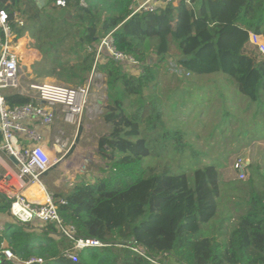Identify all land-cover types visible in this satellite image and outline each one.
<instances>
[{
  "label": "trees",
  "instance_id": "trees-1",
  "mask_svg": "<svg viewBox=\"0 0 264 264\" xmlns=\"http://www.w3.org/2000/svg\"><path fill=\"white\" fill-rule=\"evenodd\" d=\"M52 2L44 6L56 9ZM132 2L86 0L84 8L79 0H68L67 14L54 17L38 8L36 0H0L14 40L28 33L42 56L31 67L37 78L84 85L93 70L94 45L109 34L115 49L132 58L139 73H125L124 65L107 54L103 63H96L94 72L106 77L107 105L115 111L109 133L98 141L101 157L111 163L101 170L102 177L89 182L83 176L68 192L54 193L58 213L74 227L76 237L104 246L80 250L72 260L63 255L67 241L54 239L53 224L35 232V223L16 221L5 227L0 240L17 259L41 258L44 264H241L250 245L244 230H236L225 245L194 238L217 212L223 193L219 169L205 166L173 174L168 166L144 165L169 159L173 142L178 155L185 147L175 136L178 132L164 127L161 104L145 94L150 86L156 88L159 66L173 53L184 82L190 74H222L251 102L261 94L264 99V54L248 41L250 32L264 38V0H171L153 12L133 15ZM25 43L31 54L34 49ZM5 98L9 106L31 101L18 95ZM253 173L255 207L264 220V177L256 181ZM253 264H264V253Z\"/></svg>",
  "mask_w": 264,
  "mask_h": 264
},
{
  "label": "rangeland",
  "instance_id": "rangeland-1",
  "mask_svg": "<svg viewBox=\"0 0 264 264\" xmlns=\"http://www.w3.org/2000/svg\"><path fill=\"white\" fill-rule=\"evenodd\" d=\"M46 10L50 12L46 8L44 12L48 13ZM49 15L56 16L55 14ZM30 39L29 37L26 40L28 46ZM26 41L19 42V54L23 56ZM17 42L14 40L12 46L14 47ZM32 44H35L34 40L31 42V47ZM32 49L34 48L32 47ZM37 56L34 51L30 54V61L27 63H32V65L29 64L31 65L29 66L31 74H27L26 79L39 83H62L52 78H37L32 74L31 67L42 58L39 60L40 55ZM22 59L24 62L27 60L25 57ZM156 59L157 57L154 60ZM178 60L179 58L173 53L166 55V64H160L158 69L157 79L154 83L156 88L153 90L150 86L145 95H151L148 97H153L155 102L161 104L164 127L173 133L180 134V136H175L185 146L184 153L181 155L175 153L173 142L168 146L171 152L169 159L164 157L158 159V163L154 164L157 162L155 159L153 164L144 165H160L157 167L159 170L168 166L173 174L189 173L205 166L218 168L221 174L223 193L218 198V208L214 218L203 226L202 230L203 232L206 230L207 235L202 232L198 238L201 240L208 237L213 238L218 243L225 245L232 230H244L250 236V245L242 252L241 264H253L264 253V220L262 211L255 207L256 203L249 179L251 171L254 172V176L256 175V181L259 180L258 177H264L263 95H260L257 102H251L238 93L235 84L222 74L202 77L190 74L185 76L186 81L184 82L182 76L185 73L180 66H177ZM123 67L125 73L139 75L137 70H127L125 66ZM24 72L26 75V71ZM88 79H90L92 95L98 94L99 104L103 107L107 103L106 77L93 72ZM189 82L195 83H191L185 88L184 85L186 86ZM107 110L113 111L112 118L95 122L94 117L99 115L100 111L93 104L92 111L89 112L91 119L85 120L86 126L82 130L80 129L75 140V144L79 143V135H81L87 139L85 142L88 146L91 142H95L96 149L90 152L92 156H96L97 163L92 161V163L90 162L92 165H89L84 171H77L79 172L78 177L86 175L85 180L89 182H92V178H100L105 175L101 170H105L111 163L107 158L101 157L98 148V140L109 133L111 124L115 120V111L108 105ZM66 135H70V133ZM72 135L71 133V140ZM89 158L92 157L89 156ZM239 159L248 164L244 181L238 180V173L233 168L234 163ZM150 160L147 159L146 163L151 162ZM58 166L59 164L54 169L57 170ZM65 168H68L67 164H65ZM52 171L55 173L54 170ZM77 181L79 183L80 178ZM73 182L74 179H72V185H66L68 190L75 185ZM61 188L65 190L64 184ZM38 227L34 226L33 230L40 232L41 229Z\"/></svg>",
  "mask_w": 264,
  "mask_h": 264
},
{
  "label": "built area",
  "instance_id": "built-area-1",
  "mask_svg": "<svg viewBox=\"0 0 264 264\" xmlns=\"http://www.w3.org/2000/svg\"><path fill=\"white\" fill-rule=\"evenodd\" d=\"M170 1L133 0L130 9L132 15L153 12L158 7H165ZM67 3L68 0H53L52 5L67 13ZM79 5L85 8L86 0H79ZM19 24L22 25L20 21ZM248 41L264 54V38L261 35L250 32ZM13 42L14 34L8 14L0 6V195L9 204L10 216L19 224L26 226L35 223L34 226H39L38 228L53 224L57 230V234H53L54 239L60 236L67 241L68 248L63 252L64 257L74 260L78 251L104 245L98 240L77 238L74 227L66 225L60 217L54 193L40 184L39 178L53 170L61 159L53 153L58 140L52 146L42 143V136L35 123L49 127L60 116L64 124L78 125L82 117L92 111L90 79L80 87L56 82L28 81L19 56L13 51ZM94 47L92 73L96 63L104 62L105 54L122 63L125 69H135L136 62L115 49L110 34ZM13 95L27 97L31 101L9 106L5 97ZM10 157L14 158L16 164L10 161ZM247 166L240 159L234 163L233 168L238 173L239 181H244ZM35 183L40 184L44 190L42 200L28 199L25 196V191ZM64 203L63 200L60 201V204ZM3 232L4 229L0 227V237ZM0 253L12 264H44L41 258L19 260L7 247L2 248Z\"/></svg>",
  "mask_w": 264,
  "mask_h": 264
},
{
  "label": "crops",
  "instance_id": "crops-1",
  "mask_svg": "<svg viewBox=\"0 0 264 264\" xmlns=\"http://www.w3.org/2000/svg\"><path fill=\"white\" fill-rule=\"evenodd\" d=\"M143 1V0H142ZM37 2V0H36ZM44 3H46V1L43 0ZM38 3V2H37ZM45 4H43L42 7H44V9H49L50 12H48L47 10V14H55L56 16L54 17H61L66 15L67 13L63 14V12H61L59 9H53L50 6L45 7ZM38 7V6H37ZM41 7V8H42ZM46 13V12H45ZM16 20H20V18H16ZM22 23V22H21ZM29 38L28 33H25L24 37L22 38ZM22 38L18 39L17 41H19L20 43L23 42V40H21ZM33 40L30 39V44ZM34 51L37 53L38 59L40 60V58L42 57L41 54L35 49V44H32ZM31 48V47H30ZM15 49V48H14ZM26 50V49H25ZM31 50V49H30ZM30 50H28V52H25L24 56L22 54H18L19 56V60L22 66V70L26 71V76L27 74H31V70L30 67L32 65V63H27L30 61ZM22 57H25L26 62H24V60L22 59ZM31 64V65H29ZM28 77V76H27ZM30 79H32L29 76ZM28 78V79H29ZM90 94L92 95V89L90 90ZM94 99L92 100V106L94 104V107H96V109H98L100 111L99 115H95L94 117V121H103L105 119H111L113 116V111L111 110H107V103H105V105L102 107L99 103V96L98 94L96 96H93ZM91 106V109H92ZM107 117V118H106ZM86 119H91V117H89V113H86L80 123L78 125H68V124H64L62 122V120L60 119V116H58L53 124L49 127H44V126H40L38 123H35L37 129L39 130L41 136H42V143H45L47 145H54L55 140H58V144H56V148L54 149L55 151H53L54 154H56L57 157H59V159H61L59 166L57 167V170L53 169L55 171V173L51 170L46 174H43L40 178H39V182L41 185H43V187L53 193H66L69 190L67 189L68 187L66 186L68 184V186L72 185V179H74V182L77 183L78 179L80 178V181L82 180L81 177L86 176V175H81V177H78L77 175L79 174V172L77 171H84L85 168H88L89 165L91 166L92 161L97 163L96 161V156H92L91 154V150H95L96 146H95V142H91L90 146H88L86 144L85 141H87V139H85V136H81L79 135V143L75 144V140L77 138V134L82 130V128H84L86 126V124H84ZM99 122V123H100ZM81 129V130H80ZM67 133H70V135H66ZM71 133L73 134V138L71 140ZM82 134V133H81ZM61 138V139H59ZM66 139V140H63ZM99 141V140H98ZM60 151H59V148ZM71 153V155L69 156V154ZM89 156H91L92 158H89ZM91 162V163H90ZM90 163V164H89ZM65 164H67L68 168H65ZM98 165V164H97ZM98 169V168H97ZM100 170V168H99ZM79 181V182H80ZM73 182V183H74ZM62 184H64V189L61 188ZM34 186V189L32 190L31 187ZM32 186H30L26 191H25V196L28 199H32V198H36L37 196H43V188L40 187V185L38 183L33 184ZM47 186V187H46ZM51 188V190H49ZM38 192V195H34L35 193ZM7 203L6 201H4L3 199H0V227H2L3 229H5V227L8 224H12L14 223L13 218L10 216L9 212H8V208H7ZM203 231L200 232V236L201 233ZM234 230H232V232L230 233L229 237L227 239H229L230 237H232L234 235ZM196 235L194 236V238L197 240L199 239L198 236ZM207 235V234H206ZM1 238V237H0ZM8 248V244L5 240H0V250L2 248ZM0 264H12L11 262H9L1 253H0Z\"/></svg>",
  "mask_w": 264,
  "mask_h": 264
},
{
  "label": "bare ground",
  "instance_id": "bare-ground-1",
  "mask_svg": "<svg viewBox=\"0 0 264 264\" xmlns=\"http://www.w3.org/2000/svg\"><path fill=\"white\" fill-rule=\"evenodd\" d=\"M19 47H20V46H19V41H18L17 44L14 46V48H15L14 51H15L17 54H19ZM39 185H40V184H39ZM40 187L42 188L41 185H40ZM31 189L33 190V189H34V186H32ZM34 195H38V192L35 193ZM43 196H44V192H43ZM36 198H37L38 200H41L42 197L39 198V196H37ZM36 198H35V199H36Z\"/></svg>",
  "mask_w": 264,
  "mask_h": 264
},
{
  "label": "water",
  "instance_id": "water-1",
  "mask_svg": "<svg viewBox=\"0 0 264 264\" xmlns=\"http://www.w3.org/2000/svg\"><path fill=\"white\" fill-rule=\"evenodd\" d=\"M37 2H38V3H37L38 8H41V7L43 6V4H44L43 0H37ZM9 159H10V161H12L14 164H16V161L14 160V158L10 157ZM7 179H9V178H7Z\"/></svg>",
  "mask_w": 264,
  "mask_h": 264
},
{
  "label": "clouds",
  "instance_id": "clouds-1",
  "mask_svg": "<svg viewBox=\"0 0 264 264\" xmlns=\"http://www.w3.org/2000/svg\"><path fill=\"white\" fill-rule=\"evenodd\" d=\"M45 4V3H44Z\"/></svg>",
  "mask_w": 264,
  "mask_h": 264
}]
</instances>
